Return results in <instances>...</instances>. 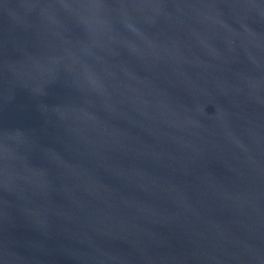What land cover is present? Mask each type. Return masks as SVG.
<instances>
[{
	"label": "water",
	"instance_id": "95a60500",
	"mask_svg": "<svg viewBox=\"0 0 264 264\" xmlns=\"http://www.w3.org/2000/svg\"><path fill=\"white\" fill-rule=\"evenodd\" d=\"M0 264H264V0H0Z\"/></svg>",
	"mask_w": 264,
	"mask_h": 264
}]
</instances>
